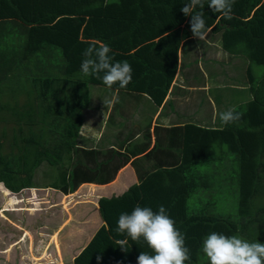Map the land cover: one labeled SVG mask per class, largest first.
I'll list each match as a JSON object with an SVG mask.
<instances>
[{"label": "trees", "instance_id": "trees-1", "mask_svg": "<svg viewBox=\"0 0 264 264\" xmlns=\"http://www.w3.org/2000/svg\"><path fill=\"white\" fill-rule=\"evenodd\" d=\"M99 2L0 0V25L9 23L22 27V30L14 31L13 42L16 44L9 46L13 61L5 63V67L8 68L6 72L10 73L0 79V88L4 91L0 94V100L12 101L11 97L17 98L14 103H0V107L10 109L9 112L0 113V182L12 191L34 187L35 172L44 162H47V168L71 163L69 159L73 157V149L70 145L73 147L77 137L74 134L80 129V126L78 129L76 127L82 122L85 94L69 93L70 86L75 87L73 91L83 88L82 93L89 81L94 80L92 76L83 75L80 69L84 58L82 54L89 47L86 44L92 43L88 35L80 37L77 30L82 29L86 22L91 24L85 19L96 17L97 25H103L101 27L117 34L116 39L128 46L126 39L146 42L156 25H168L164 16L166 10L182 8L187 0H118V4L108 11L97 8ZM196 10L204 12L208 28H213V32H222L224 49L230 53L245 54L250 60L253 97L232 108L241 114L239 121L227 125L223 123L218 128L195 127L199 131V143L192 148L195 151L198 149L197 155L195 153L192 159L186 158L180 167L172 169L174 173L176 170L177 178L170 184L166 183V189L146 191L141 199V196L134 198L133 190L138 188L134 187L120 196L101 200L102 213L106 204L114 213L112 217L104 215L107 227L94 236L86 249L89 261L97 259L98 254L107 260L92 264H137V257L142 251L151 253L143 238L126 254L112 244L113 237H123L116 231L120 214L131 213L136 204L151 207L154 211H158L161 205L166 208L176 227L185 234L186 246L191 252V259L185 264H209L208 257L202 251V241L211 232L239 235L264 243V72L254 73L252 67L253 63L264 66V0H235L232 19L213 12L208 7V0H204L203 9ZM178 28L183 30L186 38L193 35L189 23L185 28ZM24 29L27 30L25 33ZM167 31L160 27V34H156V37L160 36L158 44L161 43L171 53V62L160 69L146 70L147 74L157 76L154 79L160 83L164 77L166 79L161 83V94L154 93L160 98L159 102L164 99L176 73V56L184 38L172 33L175 31L165 34ZM148 48L141 45L134 54L124 55V58L128 61L136 57L131 64H138L140 51ZM113 49L114 61L123 57L117 53L116 47ZM147 64L141 63L140 68L147 67ZM21 89L29 92L25 94L24 101L20 100V93L14 95ZM76 103L82 110L77 108ZM10 122L14 126L10 128L9 135ZM216 145L222 150L220 154L215 150ZM191 146L188 144V147ZM16 149L18 153H15ZM230 154H235L239 162L236 174L228 172L224 162V157ZM184 165H188V170L195 174L184 173ZM64 170L60 168V174ZM66 177L68 180L65 178L64 184L59 187L65 192L83 182H103V178L92 176L84 168L72 171ZM8 188H0L8 197L7 207L1 209L2 212L9 210L8 206L21 202ZM151 191L156 192L157 196ZM231 197L235 202L229 207L239 209L222 212L219 208L221 200ZM255 203L259 204V208L254 206ZM195 206L202 208L192 210ZM246 230L249 234L241 235ZM76 262L90 264L84 262V253Z\"/></svg>", "mask_w": 264, "mask_h": 264}, {"label": "crops", "instance_id": "crops-1", "mask_svg": "<svg viewBox=\"0 0 264 264\" xmlns=\"http://www.w3.org/2000/svg\"><path fill=\"white\" fill-rule=\"evenodd\" d=\"M116 4L118 0H100L97 8L108 11ZM180 9H167L164 16L168 25H156L146 42L126 39L128 46L116 39L117 34L101 27L103 25H97L96 17H87L85 21L91 24L86 22L82 29L77 28L80 37L88 35L92 40L86 45L98 47L100 43H105L112 50L116 47L117 53L123 56L116 58V61H127L124 55L134 54L141 45L149 48L140 51L138 64H131L136 57L128 59L133 73L131 82L125 88L118 85L108 88L102 79L92 76L94 80L89 81L82 93L73 91L85 94L82 108L91 109L86 117L81 115L79 132L73 147L70 145L73 149V157L69 159L71 163L54 167L58 169L54 172L58 176L52 182L54 184H34V187L24 188L35 191L33 198L28 200L16 196L23 189L12 191L0 182L21 200L22 206L19 203L11 205L8 206L9 210L2 212L1 209L7 207L8 197L1 192L4 204L0 206V264H78L76 260L82 253L84 262L90 264L107 260L101 254L92 261L86 257V249L94 236L108 225L104 215L112 217L114 213L107 204L102 213L101 200L120 196L134 187H138L133 190L134 198L141 196V199L146 191L166 189V183L170 184L177 178L176 170L174 173L172 169L180 167L186 158L192 159L195 153L197 155L198 149L195 151L192 148L199 143V131L195 127H222L223 122L219 118L221 112L253 97L248 57L224 49L222 32H213L211 27L203 40L193 35L184 37L183 30L178 27L185 28L190 17ZM15 20L10 22H17ZM160 27L168 29L165 34L175 31L172 33L184 37L176 56V73L161 102L154 93L161 94V83L166 81L165 77L160 83L154 79L157 76L146 73V70L160 69L171 62L169 50L158 44L160 36L156 37V34H160ZM3 29L12 34L17 29L22 30V27L8 23L0 25V30ZM53 34H56L55 30ZM22 37L25 39V35ZM3 45V42L0 43V46ZM130 46L133 48L130 49ZM10 52V55H0V79L10 73L6 72L8 68L5 67V63L13 61ZM141 63H148V68L141 69ZM158 78L161 79L160 76ZM72 89L70 86L69 93ZM2 93L4 91L1 90ZM18 93L20 100L24 101L25 94L29 92L20 90L15 94ZM11 99L14 103L15 98ZM188 144L192 146L188 147ZM60 168L66 171L60 174ZM82 168L96 178H103V182H83L68 192L59 188L65 178L68 180L67 175ZM184 169V173L195 174L188 170V165H184ZM86 183L96 186H86ZM85 187L94 189H88L85 194L82 191ZM152 193L157 196L156 192ZM26 204L36 205L39 211L27 216L24 227L12 221L8 213ZM112 241L124 254L133 249L137 242L126 233L120 238L113 237Z\"/></svg>", "mask_w": 264, "mask_h": 264}, {"label": "clouds", "instance_id": "clouds-1", "mask_svg": "<svg viewBox=\"0 0 264 264\" xmlns=\"http://www.w3.org/2000/svg\"><path fill=\"white\" fill-rule=\"evenodd\" d=\"M234 3L235 0H208V7L232 19ZM197 8H204V0H187L180 11L190 17L193 36L203 40L210 29L204 12L197 11ZM82 55L84 58L80 69L83 75L102 79L108 88L113 85L125 88L131 82L132 66L126 60L114 61V53L109 45H91ZM219 118L227 125L239 121L241 114L230 108L221 112ZM116 231L126 233L133 241L143 238L152 250L151 253L142 251L137 257V264H185L191 259L185 234L176 227L175 220L162 205L158 211L137 205L131 213H121ZM202 251L208 257L209 264H264V243L249 241L239 235L211 232L202 241Z\"/></svg>", "mask_w": 264, "mask_h": 264}, {"label": "rangeland", "instance_id": "rangeland-1", "mask_svg": "<svg viewBox=\"0 0 264 264\" xmlns=\"http://www.w3.org/2000/svg\"><path fill=\"white\" fill-rule=\"evenodd\" d=\"M5 41H7V43H8L7 45L5 44L6 43ZM13 41H14V32L11 34V32L9 33L7 31H5L4 29L3 30H0V43H2V42L4 43L3 46H0V55H2V54L3 55L4 54L10 55L11 54L9 46L12 45L11 43H13ZM252 67H253L254 73L255 72L260 73L261 71L264 72V66H261V65H259L257 63H253L252 64ZM74 88L75 87H73V89ZM73 89H72V91L70 93H73ZM82 89L83 88H80L78 90V92H80ZM8 91H9V89H8ZM21 91H25V90L21 89ZM34 94H36V93H34ZM14 95H16V94H14ZM30 95H33V94H30ZM1 96L4 97V95H1ZM242 102L243 101H240V102H238V103L235 104V101L234 100H231V103L232 104H235V105L242 104ZM0 103H12V101H1L0 100ZM76 106H77V108H80V105L77 104V103H76ZM89 109H91V108H89ZM89 109L88 108H84L83 110L81 109L82 110V115L84 117L87 116ZM9 111H10V109H6V108L0 107V113L9 112ZM12 126H14V123L10 122L9 123V126H8V134L9 135L11 134L10 133V128ZM79 126L80 125H77L76 128L78 129ZM74 135H76V134H74ZM5 143H6V147H7L8 141L6 140ZM215 150H216L217 154H220L222 152L221 148L218 145L215 146ZM15 151H17L16 153H18V149H16ZM224 162L226 163V168L228 169V172H232V173H235V174L237 173V171H238V163L239 162H238L237 156L235 154H230L229 156L224 157ZM56 170H58V169H56L54 167L47 168V162H44L43 163V166L40 168V170L38 168L36 170V172H35V175H34V184H36L37 186H49V185L54 184L52 182L54 180H57V177H58L54 173ZM59 183H61V182L59 181ZM0 188H3V184L0 185ZM88 189L90 190V189H94V188H92V187H85L82 191L86 194V191ZM233 189H235V188H233ZM34 192L35 191L29 190V189H23L22 191H20L19 193H17L16 196H18L19 198H22V197L23 198H28V200H29V198H33ZM76 198L77 199H80L79 197H76ZM193 199H194V197L191 198V201H193ZM233 202H235V199L233 197H231V198H229L227 200H221L220 207L219 208L222 210V212L231 211L232 210V207H229V206ZM258 203H261V201L258 200ZM258 203H255L254 204V206L257 207V208H259L258 207V205H259ZM3 204H4V202H3V195H2V193L0 191V206H2ZM19 206H21L20 203H19ZM31 207H33L34 209H31ZM23 208H27V210H17V211H12V212H9V213L6 212V213H8V217H10L12 221H14L15 223H18L19 225H23L25 227L27 225V216L28 215H32V214H35L39 210H38V207L36 205H29V204H26ZM200 208H202V206H195V207H192V210L193 209H200ZM235 209L238 210L239 207H235L232 211H234ZM19 212H23V213L21 215H19L18 214ZM230 214H232V213H230ZM244 217L250 218L249 219L250 221L253 220V218H251L248 215H244ZM0 220H1V217H0ZM14 225H16V224H14ZM17 227H20V226H17ZM245 234H249V232L246 230V232H244L241 235H245ZM245 239L251 241L249 238H245ZM58 241H59V238H58ZM59 243H60V241H59Z\"/></svg>", "mask_w": 264, "mask_h": 264}]
</instances>
